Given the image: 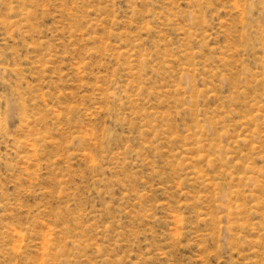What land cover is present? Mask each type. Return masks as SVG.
I'll use <instances>...</instances> for the list:
<instances>
[{
  "label": "rangeland",
  "instance_id": "obj_1",
  "mask_svg": "<svg viewBox=\"0 0 264 264\" xmlns=\"http://www.w3.org/2000/svg\"><path fill=\"white\" fill-rule=\"evenodd\" d=\"M0 264H264V0H0Z\"/></svg>",
  "mask_w": 264,
  "mask_h": 264
}]
</instances>
